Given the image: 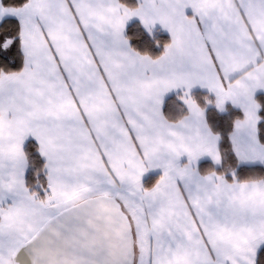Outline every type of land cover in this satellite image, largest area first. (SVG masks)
Wrapping results in <instances>:
<instances>
[{
  "label": "snow or ice",
  "instance_id": "obj_1",
  "mask_svg": "<svg viewBox=\"0 0 264 264\" xmlns=\"http://www.w3.org/2000/svg\"><path fill=\"white\" fill-rule=\"evenodd\" d=\"M264 0H0V264H264Z\"/></svg>",
  "mask_w": 264,
  "mask_h": 264
},
{
  "label": "trees",
  "instance_id": "obj_2",
  "mask_svg": "<svg viewBox=\"0 0 264 264\" xmlns=\"http://www.w3.org/2000/svg\"><path fill=\"white\" fill-rule=\"evenodd\" d=\"M243 176H261L264 175V169H261L259 166L252 168L251 170L245 171L242 173Z\"/></svg>",
  "mask_w": 264,
  "mask_h": 264
}]
</instances>
